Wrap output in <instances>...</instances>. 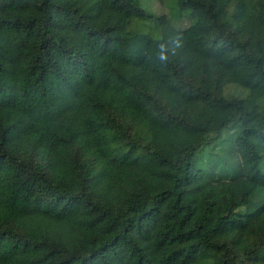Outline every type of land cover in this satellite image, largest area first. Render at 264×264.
Returning <instances> with one entry per match:
<instances>
[{"label": "trees", "instance_id": "obj_1", "mask_svg": "<svg viewBox=\"0 0 264 264\" xmlns=\"http://www.w3.org/2000/svg\"><path fill=\"white\" fill-rule=\"evenodd\" d=\"M175 2L0 0V264H264V0Z\"/></svg>", "mask_w": 264, "mask_h": 264}, {"label": "rangeland", "instance_id": "obj_2", "mask_svg": "<svg viewBox=\"0 0 264 264\" xmlns=\"http://www.w3.org/2000/svg\"><path fill=\"white\" fill-rule=\"evenodd\" d=\"M139 2L140 7L152 16L169 18L174 28H186L194 21L189 10L180 9L175 0H139ZM130 29L150 34L154 38L161 37V29L155 27L152 20H136L132 25L130 24ZM212 148L213 146L204 147L198 152L193 164L203 170H210V164L217 159L216 155L219 151L218 147Z\"/></svg>", "mask_w": 264, "mask_h": 264}, {"label": "clouds", "instance_id": "obj_3", "mask_svg": "<svg viewBox=\"0 0 264 264\" xmlns=\"http://www.w3.org/2000/svg\"><path fill=\"white\" fill-rule=\"evenodd\" d=\"M161 59H164V57H163V56H161Z\"/></svg>", "mask_w": 264, "mask_h": 264}]
</instances>
